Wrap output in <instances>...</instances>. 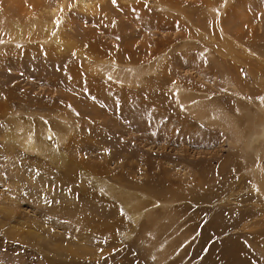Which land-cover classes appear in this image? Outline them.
Segmentation results:
<instances>
[{"label":"rangeland","instance_id":"1","mask_svg":"<svg viewBox=\"0 0 264 264\" xmlns=\"http://www.w3.org/2000/svg\"><path fill=\"white\" fill-rule=\"evenodd\" d=\"M94 2L0 0V264H264V0Z\"/></svg>","mask_w":264,"mask_h":264},{"label":"bare ground","instance_id":"2","mask_svg":"<svg viewBox=\"0 0 264 264\" xmlns=\"http://www.w3.org/2000/svg\"><path fill=\"white\" fill-rule=\"evenodd\" d=\"M98 2L99 1V3H100V5H99V7H101L102 6V3H103V1L104 0H76V2H80V3H84V6L85 7H88V6H90V3L91 2ZM108 1V0H107ZM111 1V0H110ZM95 2L93 3V5L95 4ZM113 3H116V2H113ZM118 3V2H117ZM143 3V2H142ZM92 4V3H91ZM98 4V3H97ZM105 2L103 3V6H102V9H103V7H104V9H106V7H107V5H106V7H105ZM206 4V3H205ZM120 5V4H119ZM118 5V6H119ZM138 6H142L141 5V2L139 3L138 2V4H137ZM62 6H63V4H62ZM79 6V5H78ZM81 6H82V4H81ZM95 6H97V5H95ZM121 6H122V9L121 10H123L124 9V11L126 10V13H127V10L129 11V12H131L130 11V9H128V8H131V10L133 11V14H135V10H133L134 8L133 7H130L129 5L128 6H125V5H123V4H121ZM94 7V6H93ZM90 8V7H89ZM78 9H80V8H78ZM96 9H97V7H96ZM95 9V10H96ZM158 9V8H157ZM160 9V8H159ZM92 11H94V9L92 10ZM83 12V11H82ZM109 13V12H108ZM98 14V13H97ZM128 14V13H127ZM132 14V15H133ZM97 16V15H96ZM136 16V15H135ZM134 16V17H135ZM139 17H140V19H142V17L144 18V16H142V14H139L138 15ZM218 16V15H217ZM129 17H131V16H129ZM138 17V18H139ZM141 23V22H140ZM150 24V23H149ZM152 25H153V23H151ZM159 23H157V25H158ZM139 25V24H138ZM144 25V24H143ZM143 25H142V27H143ZM146 25V24H145ZM144 25V26H145ZM157 25H155V26H157ZM159 26V25H158ZM147 27V26H146ZM151 27V26H150ZM153 27H154V25H153ZM139 30H140V26H139ZM142 30V29H141ZM140 30V31H141ZM108 33H110L109 31H108ZM111 34V33H110ZM222 34V33H221ZM223 35V34H222ZM239 36V35H238ZM227 39H228V37H227ZM129 44V43H128ZM142 44V43H141ZM146 44V43H145ZM117 46V45H116ZM142 46V45H141ZM146 46V45H145ZM87 49H88V51H90V52H95V51H97V49H98V52H99V55H102V54H105V53H108L107 51H105V50H102V51H104V52H102L101 51V49H99V48H96V46H94L92 43L91 44H88L87 45ZM124 48H126L125 46H123ZM122 47V48H123ZM133 47V46H132ZM119 48V47H118ZM74 49V53L76 52V56H77V61L75 62L76 64H74V65H76V66H74L75 68H77L78 67V63H79V65H83V66H85V68H86V66H88V68L90 67V69L87 71V73H88V76H83V73L82 72H80V71H78V70H76V69H74L73 67H71V65H69L70 67H68L67 66V68H66V71H67V73L69 74H67L68 76H70V78L71 77H73L72 78V80L73 79H75L76 80V82H74V85L76 84V85H78L77 84V82L78 81H83L84 83H83V85L81 84H79L80 86H76V87H81V88H84V89H86L85 90V93H92L93 91H94V94H95V90H93V88H94V83H93V81H94V78H95V74L97 73V70H101V72L102 71H104V69L106 70V69H109V70H106L107 71V73H106V75H111L110 77H112L113 75H114V71H116V72H119L120 73V77H122V78H125V77H128L127 75H129V74H131V73H133V69H132V72L131 73H129L131 70V68L130 67H126V65H123V67L121 68V69H118V67H121L120 65L121 64H116V63H118V62H116L117 60H121V61H124V60H127V56H125L124 58H119V59H117L116 61H115V64L117 65H113V62H111L110 60L109 61H107V60H103V59H101V61H96L92 66L91 65H88L87 63H89V60H86L87 58H85L84 56H82V54L81 55H79L78 54V49L76 50V48H73ZM146 49V48H145ZM148 49V48H147ZM152 49V48H151ZM44 50V49H43ZM100 50V51H99ZM119 50V49H118ZM149 50V49H148ZM73 51V50H72ZM115 51V50H114ZM121 51V53H125V55H127L126 53L127 52H122V50H120ZM150 51V50H149ZM101 52H102V54H101ZM146 52V51H145ZM120 53V54H121ZM147 53V52H146ZM152 53V52H151ZM89 54V53H88ZM110 54V53H109ZM117 55L118 56V54L115 52L114 53V55ZM84 55V54H83ZM97 55V54H96ZM96 55H95V57L94 58H96ZM113 55V54H112ZM124 55V54H123ZM104 56V55H103ZM105 56H106V54H105ZM1 57V56H0ZM67 57H71V56H69V54L67 55ZM67 57L65 58V59H67ZM89 57V56H88ZM92 57V56H91ZM72 58V57H71ZM71 58H69V59H71ZM118 58V57H117ZM135 58V57H134ZM133 58V59H134ZM64 59V58H63ZM93 59V58H92ZM110 59H113V58H110ZM129 59V58H128ZM132 59V58H131ZM73 61H74V59H72ZM94 61H95V59H93ZM92 60V61H93ZM97 60H99V59H97ZM130 60V59H129ZM159 60V57L157 56V58H155V61H158ZM235 60V59H234ZM12 61V60H11ZM1 62H3L2 61V59H0V63ZM78 62V63H77ZM129 62V61H128ZM71 63H72V61H71ZM74 63V62H73ZM119 63H121V62H119ZM125 63V62H124ZM140 63V62H139ZM126 64H129V63H126ZM131 64V63H130ZM153 64V63H152ZM73 65V64H72ZM136 65V64H135ZM31 66V65H30ZM116 66V67H115ZM157 67V66H156ZM69 68V69H68ZM155 69V65H154V67H149V68H145V67H143L142 65L139 67L138 66V68H136V69H134V71L136 72L135 74H137L138 76H141L142 74H144V73H146L149 69L151 70L150 72H152V71H154V69ZM89 72H90V74H89ZM85 73V72H84ZM127 73H129V74H127ZM86 74V73H85ZM102 74V73H101ZM127 74V75H126ZM87 75V74H86ZM123 75H125V76H123ZM10 76H11V78L12 79H15V77L17 76L16 75V73L14 74H10ZM130 76V75H129ZM134 76V75H133ZM97 77V76H96ZM136 77V76H135ZM70 78H68L67 77V81L68 82H70ZM140 78V77H139ZM68 79H70V80H68ZM11 80V79H10ZM64 81L66 82V79H64ZM65 82H64V84H65ZM73 83V82H72ZM73 87V84L72 85H69V86H67V88L68 89H70V87ZM8 88V87H7ZM88 89H89V91H88ZM92 91H91V90ZM96 89V88H95ZM77 94V93H76ZM7 95H9V96H7ZM6 95V93H1L0 94V100H2L3 102H6V103H8V106L12 103L11 101H10V99H9V97L11 96L9 93ZM90 95V94H89ZM11 98V100L13 99L12 98V96L10 97ZM91 99H93V97H91ZM14 100V99H13ZM89 102H90V99H89ZM6 103H4V104H6ZM92 104V103H91ZM12 105V104H11ZM26 105L28 106V108H29V103L27 102L26 103ZM2 111V110H1ZM11 117H12V115H11ZM66 124V123H65ZM16 127H18V124H16ZM66 127V126H65ZM259 130V129H258ZM56 134V133H55ZM261 135V134H260ZM262 135H264V129H263V131H262ZM252 136V135H251ZM256 136V135H255ZM257 138V137H256ZM260 138V137H259ZM259 138H258V140H259ZM254 140V139H253ZM263 140V139H262ZM251 141V140H250ZM255 141H256V139H255ZM260 142H261V139H260ZM22 143V145H23V149H28V150H32V149H35L36 148V142L34 141V138L32 137V134H31V131L30 130H28L26 133H25V136H24V139H23V141L21 142ZM39 143V142H38ZM40 144V143H39ZM21 146V145H20ZM22 147V146H21ZM105 180V179H104Z\"/></svg>","mask_w":264,"mask_h":264}]
</instances>
